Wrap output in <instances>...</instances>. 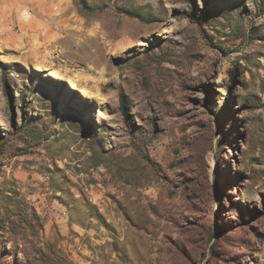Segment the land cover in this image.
<instances>
[{
  "label": "rangeland",
  "instance_id": "obj_1",
  "mask_svg": "<svg viewBox=\"0 0 264 264\" xmlns=\"http://www.w3.org/2000/svg\"><path fill=\"white\" fill-rule=\"evenodd\" d=\"M0 264H264V0H0Z\"/></svg>",
  "mask_w": 264,
  "mask_h": 264
},
{
  "label": "bare ground",
  "instance_id": "obj_2",
  "mask_svg": "<svg viewBox=\"0 0 264 264\" xmlns=\"http://www.w3.org/2000/svg\"><path fill=\"white\" fill-rule=\"evenodd\" d=\"M35 66H36L37 69H42V65H40V63H37ZM48 73H49V75H51L52 77H55V78H62L63 77L60 72L55 71V70L54 71L51 70ZM69 83H70L71 86H73L75 88H78L76 82L73 79H70Z\"/></svg>",
  "mask_w": 264,
  "mask_h": 264
},
{
  "label": "trees",
  "instance_id": "obj_3",
  "mask_svg": "<svg viewBox=\"0 0 264 264\" xmlns=\"http://www.w3.org/2000/svg\"><path fill=\"white\" fill-rule=\"evenodd\" d=\"M4 82H5L4 92H5L6 96H8V98H9V96H10V89L8 87V81L6 79H4ZM227 91H228V93L230 92V86L227 87Z\"/></svg>",
  "mask_w": 264,
  "mask_h": 264
}]
</instances>
